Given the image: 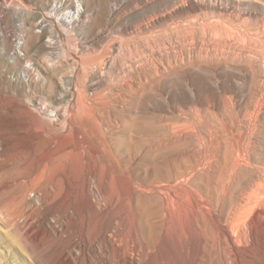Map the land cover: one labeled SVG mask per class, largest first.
<instances>
[{"label":"rangeland","instance_id":"374dc122","mask_svg":"<svg viewBox=\"0 0 264 264\" xmlns=\"http://www.w3.org/2000/svg\"><path fill=\"white\" fill-rule=\"evenodd\" d=\"M101 79L118 97L144 87L142 112L186 123L174 158L199 162L196 182L158 201L157 233L132 184L152 173L146 147L129 169L106 131L99 164L45 169ZM0 174V264H264V0H0Z\"/></svg>","mask_w":264,"mask_h":264},{"label":"bare ground","instance_id":"6f19581e","mask_svg":"<svg viewBox=\"0 0 264 264\" xmlns=\"http://www.w3.org/2000/svg\"><path fill=\"white\" fill-rule=\"evenodd\" d=\"M80 12V7H78L77 12H70L69 14H73L70 15L72 20L76 19L80 15ZM102 80L100 81V89L98 91L93 92L91 89L86 88L84 92L78 93L81 98L79 101L80 109L78 113L69 109L70 123H67L71 127L68 132L59 134L57 138L51 141L50 144H53L54 147L43 157V160H50L45 169L49 170V179L52 180L56 174L65 172L66 168L63 162L60 161L61 159L74 157V159L70 160V164L81 168L91 163L99 164L100 160L98 157L101 156L102 151L110 148L106 131L115 145L112 162L117 160L115 159L117 157L129 169H135V156L141 154L143 148L146 147L145 153L143 152L141 158V163L149 167L152 173H150L151 175H147L146 185L137 184L134 181L132 184L133 189L146 194L144 197L143 195L142 197L140 196L141 198L139 199L142 210V231H148L151 234L157 233L159 226L153 222L152 213L158 201L162 199L166 207H168L170 196L167 194V191H171L177 184L182 182H196L198 170L195 163L199 164V162L194 163L193 161H189L186 162L187 164H183L182 162L185 160V157L182 160L174 158L176 147H178V143L180 144L179 141L183 139V133L187 131L186 123L181 119L166 120L156 116H149L142 112L137 106L138 99L135 100V97L144 92V87L136 90L133 85L129 84L127 88L131 90V96L129 98L118 97L113 86H111L113 84L105 85ZM118 98L123 100L122 106L117 105L116 101ZM76 114L83 115V118L78 121L75 117ZM111 126H123L122 134L112 131ZM194 130L190 129L191 132ZM73 135L78 137L77 141L72 140ZM74 145L75 148H72ZM69 148H71V151L63 152ZM88 158L90 160H87ZM61 167L64 168L62 169ZM44 173H46V170ZM0 175V178L4 177V174ZM122 177L126 176L122 175ZM66 179H69V177ZM21 184L23 186L27 185L26 182ZM85 204H93V199L87 198ZM251 204L248 203L243 207L241 206L235 216L234 223H232L233 228L234 224L235 226L239 225L247 219L252 210ZM258 217L257 219H263L264 214ZM128 219L130 226L128 239L129 244H133L135 220L133 219L131 210ZM236 232L234 229L231 230L228 238L231 242L238 244ZM196 247L197 251L199 245Z\"/></svg>","mask_w":264,"mask_h":264}]
</instances>
